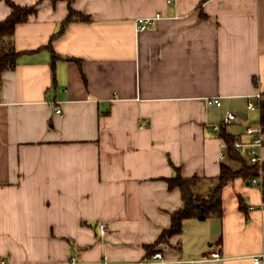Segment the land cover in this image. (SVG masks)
Wrapping results in <instances>:
<instances>
[{
  "label": "crops",
  "instance_id": "0c3cea01",
  "mask_svg": "<svg viewBox=\"0 0 264 264\" xmlns=\"http://www.w3.org/2000/svg\"><path fill=\"white\" fill-rule=\"evenodd\" d=\"M12 1L36 13L17 26L19 56L2 78L0 264L148 261L145 247L183 207L166 180L221 174L228 147L216 126L235 142L255 139L264 0H75L84 18L59 36L68 0ZM11 14L0 0V22ZM158 15L139 32L138 20ZM228 112L238 119L224 125ZM222 203V217L187 220L157 248L166 261L255 264L263 190L237 180Z\"/></svg>",
  "mask_w": 264,
  "mask_h": 264
},
{
  "label": "trees",
  "instance_id": "16d2710c",
  "mask_svg": "<svg viewBox=\"0 0 264 264\" xmlns=\"http://www.w3.org/2000/svg\"><path fill=\"white\" fill-rule=\"evenodd\" d=\"M6 1L11 8L12 14L8 19L0 22V94L2 90L3 72L13 69L19 56L12 41L17 26L28 23L30 17L36 13V6L27 8L19 6L12 0ZM74 1L68 0L70 15L62 23V30L57 36L62 34L75 19L78 17L84 18L82 14L72 9ZM48 48L52 49V43ZM53 57L54 63H56L59 58L55 53H53ZM260 111V126L263 128L264 134V99L260 103ZM220 128V137L228 147L226 152L227 160L221 165V174L214 179H186L183 178L180 170H177L175 177L166 180L169 189L181 190L183 207L181 211L172 215V226L170 230L163 232L155 245L145 247V251H147L145 259L151 260L158 253L157 248L159 246L167 243L171 237L181 235L185 221L198 220L201 222L211 218L222 217V195L226 187L237 180L251 182L260 176L261 168L264 172V164L260 167V165L254 164L251 158L236 150L234 147L236 143L235 138L227 132L226 127L222 126ZM243 210L245 209L243 208Z\"/></svg>",
  "mask_w": 264,
  "mask_h": 264
},
{
  "label": "built area",
  "instance_id": "2783aa9c",
  "mask_svg": "<svg viewBox=\"0 0 264 264\" xmlns=\"http://www.w3.org/2000/svg\"><path fill=\"white\" fill-rule=\"evenodd\" d=\"M174 0H169V2L171 3ZM161 19V16L158 15L156 18H149V19H140L138 20V24H139V32H144L147 31L148 29H150V27L153 25V22L155 20H159ZM257 99H259L260 101H262L264 99L263 96L261 95H257ZM208 105L209 106H217V107H222L223 103L221 101V99H217V98H212V100L208 101ZM255 108V104L254 103H250L248 106L249 110H252ZM57 114L61 115V111L59 109H57ZM238 119V116L235 113L232 112H228L226 118L223 121L224 125H228L229 123H232L234 121H236ZM215 130L217 131H221V128L216 126ZM247 134L250 136H255V139L253 140V143L251 144H242L240 142H236L235 143V148L236 150H238L239 152H241L242 150H244V148H248V152H247V156L249 158H251L252 162L254 164H258L260 165V167L263 166L264 164V157H262V155L260 153H258V150L263 149L264 147V134H263V128L262 126H260L258 129H252L249 128L247 130ZM251 184L254 187H261V189L264 192V172L262 171V168L260 170V176L258 178H255L251 181ZM262 208L264 209V203L262 204ZM251 210H255V207H251ZM108 227L103 225L101 227L102 230V234L105 235L107 232ZM221 255L220 253L214 254L212 255L211 258H204L202 261L199 262H195V263H202V262H211V261H219L221 260ZM253 262L255 264H264V253H262V255H258L255 256L253 258ZM184 262H168L165 260L164 256L162 255V253L158 252L156 253V255L148 261H141V263H137V264H183ZM190 263H194V262H190ZM53 264H79L77 263V261L75 259H71L69 261H67L66 263H53ZM98 264H109L106 261L103 263H98Z\"/></svg>",
  "mask_w": 264,
  "mask_h": 264
}]
</instances>
